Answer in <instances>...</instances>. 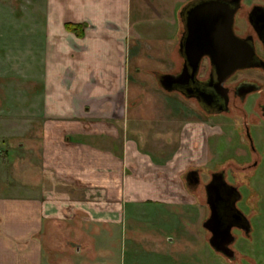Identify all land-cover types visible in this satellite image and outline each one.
Instances as JSON below:
<instances>
[{"label":"crops","instance_id":"crops-1","mask_svg":"<svg viewBox=\"0 0 264 264\" xmlns=\"http://www.w3.org/2000/svg\"><path fill=\"white\" fill-rule=\"evenodd\" d=\"M188 1L41 0L44 16L28 26L25 107L0 104V264H95L78 255L105 247L129 217H151L128 203L201 206L180 176L193 157L180 148L156 164L128 133L131 58L145 34L175 42ZM129 248L127 264H174Z\"/></svg>","mask_w":264,"mask_h":264},{"label":"rangeland","instance_id":"rangeland-1","mask_svg":"<svg viewBox=\"0 0 264 264\" xmlns=\"http://www.w3.org/2000/svg\"><path fill=\"white\" fill-rule=\"evenodd\" d=\"M181 3L182 0H179V5ZM40 4L41 0H0L1 105L3 101L4 106L8 104L10 108L14 107V103L20 108L25 107L22 105L26 101L27 92L28 67L26 68L25 54L33 44L28 26L33 19L38 23L40 15L44 16L42 12L40 13L42 10ZM180 37L175 42L167 44L164 40L154 39L155 36L152 38L150 34L143 35L141 53L132 57L130 64L131 121L128 133L131 138L140 142L142 149L148 153L149 161L159 165L174 158V151L183 148L180 149V157H193V166L201 168L203 172L201 176L205 181L208 179L209 171H217L221 166L224 167L228 160H234L232 166H229L230 169L227 168L228 176L233 181L236 177L243 176V171L241 167L238 169V165L241 166L242 158L249 157L243 134L237 135L233 130L234 121H225L223 116L209 120L202 111L196 109L194 100H189L176 91H168L161 85L160 76L166 72L176 71L181 64ZM38 40L41 39H36L37 44L40 43ZM176 52L179 56L178 63L174 60ZM245 107L248 113L251 112L250 103L245 104ZM252 128L255 130L253 131L255 143L262 148L264 123ZM186 172L187 169L180 173L183 186L189 194H193L201 201V206L181 202L128 203L129 211L147 212L151 217L139 219L129 217L124 227L118 229L119 233L113 241L95 253L84 251L78 256L84 260H87L85 259L87 257L90 261L95 258L96 260H93L96 261L95 264H101L99 262L101 259L108 264H127L129 247L134 245L137 248L159 250L163 253L162 260L167 259L164 256L166 255L174 264H264V154L261 155L260 166L250 180V185L256 189L258 197L251 205L240 203V207L246 213H250L254 227L252 239L249 241L246 237L239 236V241L235 245L237 251L235 259L223 256L209 245V234L203 226L209 214L204 199V188H189L184 180ZM240 186L243 188L242 184ZM242 192L248 196L250 189L244 187ZM51 255L53 258V254ZM144 255L145 252L142 250L138 255V259L141 258L143 263Z\"/></svg>","mask_w":264,"mask_h":264},{"label":"flooded vegetation","instance_id":"flooded-vegetation-1","mask_svg":"<svg viewBox=\"0 0 264 264\" xmlns=\"http://www.w3.org/2000/svg\"><path fill=\"white\" fill-rule=\"evenodd\" d=\"M200 1H189L188 5L186 4L183 7L184 14L181 19L184 20L188 9ZM226 1L234 9V34L252 55L249 61L251 66L237 69L230 76L220 80L217 66L206 56L200 63L199 70L195 76L188 78L187 72L189 71V74H191L193 69L186 61L185 54L180 52L181 64L176 71L170 74L177 78V81L172 86L173 91L189 100H194L196 109L202 111L208 119L223 116L225 121H234L233 130L237 135L242 133L243 138L247 142L245 149L249 157L242 158L241 166L238 165V169L241 167L243 171V176L236 177L233 181L228 176L227 168L230 169L229 166H232L231 164L234 160H228L226 165L224 167L221 166V169L217 171H209L206 181L202 179L201 175L203 172L198 166H190L184 175V180L189 188H204V199L209 211L205 221L211 216V207L208 203L210 199L209 188L212 186L211 190L219 193L220 198L217 206L221 229L226 230L231 227L234 241L229 247L234 251V256L230 258L222 252L218 253L230 259H235L237 257L235 245L239 241V236L246 237L249 241L252 239L253 222L250 218V213H246L240 207V203L244 202L247 205H251L255 203L258 197L256 189L253 185H250V180L254 176V171L260 166L261 155L264 154V146L260 148L255 143L256 139L253 135L255 130L252 128L262 125V122L264 123V0H239L236 4L231 3L229 0ZM183 33L184 24L179 40V51ZM187 69L188 71H186ZM247 103L252 106L249 113L245 110V104ZM241 184L243 188L240 186ZM244 187L250 189L248 196L242 192ZM204 228L209 234L208 242L211 246L212 232L207 227L204 226Z\"/></svg>","mask_w":264,"mask_h":264},{"label":"water","instance_id":"water-1","mask_svg":"<svg viewBox=\"0 0 264 264\" xmlns=\"http://www.w3.org/2000/svg\"><path fill=\"white\" fill-rule=\"evenodd\" d=\"M229 1L236 4L239 0ZM183 14L184 9L181 16ZM233 22L234 9L226 0H201L188 9L183 20L184 33L180 41V52L185 54L186 61L193 69L191 74L186 70L188 78L195 76L206 56L217 66L220 80L230 76L237 69L251 66L249 61L252 55L234 34ZM176 81L177 78L170 73L160 76L161 85L168 91H173L172 86ZM211 187L208 202L211 216L204 222V226L212 232L211 246L217 252L232 258L234 251L229 245L234 241V237L231 227L221 229L217 206L220 195L217 191H212Z\"/></svg>","mask_w":264,"mask_h":264},{"label":"trees","instance_id":"trees-1","mask_svg":"<svg viewBox=\"0 0 264 264\" xmlns=\"http://www.w3.org/2000/svg\"><path fill=\"white\" fill-rule=\"evenodd\" d=\"M67 28L75 33H77L78 35H82L83 34V25H78V24H67Z\"/></svg>","mask_w":264,"mask_h":264}]
</instances>
